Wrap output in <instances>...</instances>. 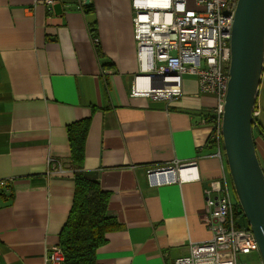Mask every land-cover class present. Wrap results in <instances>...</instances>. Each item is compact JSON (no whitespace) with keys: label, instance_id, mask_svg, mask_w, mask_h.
<instances>
[{"label":"crops","instance_id":"crops-1","mask_svg":"<svg viewBox=\"0 0 264 264\" xmlns=\"http://www.w3.org/2000/svg\"><path fill=\"white\" fill-rule=\"evenodd\" d=\"M43 1L0 0V264H46L58 245L74 193L65 128L89 118L82 175L109 194L106 216L122 227L97 264H173L211 237L204 190L226 160L199 119L215 98L188 75L172 102L130 94L131 0H88L87 12ZM175 161L194 162L197 178L148 184L150 168Z\"/></svg>","mask_w":264,"mask_h":264},{"label":"built area","instance_id":"built-area-1","mask_svg":"<svg viewBox=\"0 0 264 264\" xmlns=\"http://www.w3.org/2000/svg\"><path fill=\"white\" fill-rule=\"evenodd\" d=\"M58 0H44L49 12ZM237 0H131L132 35L136 45L138 73L133 77L130 94L165 99L172 102L182 93L183 77L194 76L201 94H210L215 104L199 123L209 130L216 157L223 153L222 116L228 89L230 38ZM84 0H78L83 11ZM92 45L97 38L90 37ZM256 104L253 117L259 116ZM224 155V153H223ZM57 163V162H56ZM56 163L48 159L49 170ZM58 164V163H57ZM194 162H171L150 168L151 186L196 179ZM227 167L221 164V178L211 181L204 190L207 215L205 223L211 233L207 241L189 243L188 254L173 264H247L237 255H259L258 244L248 229L235 221L237 200ZM5 182H0L4 186ZM46 264H63L59 245L48 248ZM255 264H264L260 261Z\"/></svg>","mask_w":264,"mask_h":264},{"label":"water","instance_id":"water-1","mask_svg":"<svg viewBox=\"0 0 264 264\" xmlns=\"http://www.w3.org/2000/svg\"><path fill=\"white\" fill-rule=\"evenodd\" d=\"M263 73L264 0H237L221 125L223 153L236 200L264 263V173L252 135L255 127L264 138L253 117Z\"/></svg>","mask_w":264,"mask_h":264},{"label":"trees","instance_id":"trees-1","mask_svg":"<svg viewBox=\"0 0 264 264\" xmlns=\"http://www.w3.org/2000/svg\"><path fill=\"white\" fill-rule=\"evenodd\" d=\"M88 9L89 6H83L84 12ZM89 34L90 37L97 38L92 26L89 27ZM94 48L100 57L98 43ZM90 122L91 118L84 119L65 128L70 153L68 167L73 170L74 175V193L67 219L58 235V245L64 254L63 264H97L96 252L106 244V235L122 228L106 216L109 194L100 188L97 181L88 180L82 175ZM257 126L264 135L261 126ZM207 145L212 147L211 142ZM240 214L242 212L237 205L236 215Z\"/></svg>","mask_w":264,"mask_h":264},{"label":"rangeland","instance_id":"rangeland-1","mask_svg":"<svg viewBox=\"0 0 264 264\" xmlns=\"http://www.w3.org/2000/svg\"><path fill=\"white\" fill-rule=\"evenodd\" d=\"M257 106H258L260 115L255 120H256V123L259 124L264 131V73H263L261 85H260L259 92H258ZM252 135H253V140L255 142L257 157H258L261 169L264 173V162L262 159V152L264 153V138L262 137L261 133L255 127L252 129ZM232 197L234 201H236V197L234 193H232ZM235 221L237 222L239 226H242V227L247 226L246 220L242 214L236 215L235 213ZM237 260L238 262H241V263L255 264L260 261V257L256 253H252L250 255L238 254Z\"/></svg>","mask_w":264,"mask_h":264}]
</instances>
